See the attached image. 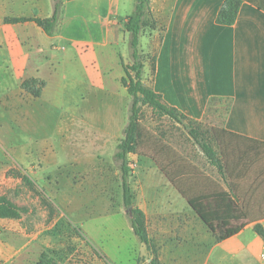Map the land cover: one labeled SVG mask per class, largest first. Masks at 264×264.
Segmentation results:
<instances>
[{"label":"crops","instance_id":"obj_1","mask_svg":"<svg viewBox=\"0 0 264 264\" xmlns=\"http://www.w3.org/2000/svg\"><path fill=\"white\" fill-rule=\"evenodd\" d=\"M151 2L158 22L167 10L165 30L154 48V71L148 80L144 63L142 82L168 106L199 122L208 119L215 101H226L221 126L212 127L231 133L232 142L264 144V0H241L230 26L216 24L224 0ZM134 5L135 0H62L58 27L48 36L33 22L5 20L49 18L52 0H0V139L14 156H24L28 177L60 215L90 211L83 199L91 171L112 165L127 125L130 97L121 84L120 58L126 65L124 24ZM154 37V32L142 36L140 44L144 40L146 48ZM111 73L117 75L109 77ZM27 79L46 83L41 96L22 88ZM138 141L132 160L139 173L153 174L139 175L142 187H152L153 203L178 204L190 218L247 215L250 222H229L228 230L236 232L215 246L216 263L264 264V242L253 231L256 223L264 228V161L257 168H238L242 208L216 176L192 159L188 174L178 175V151L169 138L144 129ZM11 169L0 163V182ZM178 180L188 184L184 198L175 189ZM145 192L143 188V196ZM139 209L143 211L141 205ZM115 215L125 217L114 212L87 218ZM124 220L126 237L144 253L146 246L134 235L129 216ZM109 225L107 242L114 230ZM0 226L6 234L0 232V264H36L47 242L44 230L2 220ZM89 232L93 237L100 228L90 225ZM131 252L130 260L137 264L135 249Z\"/></svg>","mask_w":264,"mask_h":264},{"label":"rangeland","instance_id":"obj_2","mask_svg":"<svg viewBox=\"0 0 264 264\" xmlns=\"http://www.w3.org/2000/svg\"><path fill=\"white\" fill-rule=\"evenodd\" d=\"M166 12L161 16L157 31H154V41L152 40L146 48H143L144 40L140 44L142 36L146 37L153 33L150 29H146L138 40V61L147 65L148 80L152 75L154 48L160 39L161 28L164 25L162 18L165 17ZM144 19L145 21L148 19L146 15ZM62 46L67 47V44ZM125 46L128 47V50L124 53V58L127 62L126 65L129 66L133 62L129 47V35L126 37ZM119 50L123 52V44H120ZM131 74L135 76L134 72ZM114 75L117 74L111 73L109 77ZM141 75L143 80V73ZM143 85L148 86L144 83ZM140 111V124L144 129L155 131L166 139L169 138L170 142L176 146L178 175L188 174V158H190L208 173L216 176L222 183L216 169L207 163L199 142L194 141L188 135L187 128L167 117H159L153 114L151 109L146 106L141 107ZM225 111L226 101H215L207 112L208 119L201 121L202 130H210L212 126H221ZM133 158L134 156L130 157L131 160ZM24 159L23 155L14 156L10 153L8 147L0 139V163L2 165L9 164L14 175L20 174V177L6 176L0 182V196H5L18 208L17 217L0 220L8 225L9 223L12 225L21 223L34 232L44 230L47 242L43 246L42 254L46 260H52L55 264H132L130 256L133 248L135 249L134 255L137 264H217L214 248L221 241L216 232L215 224L222 223V221L228 224L229 222L243 224L251 220L246 214V217L235 216L233 219L220 217L217 221H215L217 217L202 219L198 216V218H190L188 214L184 213V209L179 212L181 209H179L180 205L178 204L174 205L169 201L153 203L152 187H142V179H139V175L142 176L143 173L150 178L153 174L149 170L139 173L136 163L132 160L130 185L133 206L139 208L141 205L144 211L142 212L147 215L145 219L149 247L146 246L145 252L142 253L139 244L133 238L126 237L124 218L128 217V214L122 200L121 175L114 162L108 168H98L91 171L90 182L83 199V204L90 211L86 213L72 211L60 215V212L52 207L34 185L30 187L22 181L21 176L28 177L23 166ZM143 188L146 189L145 196L142 195ZM175 189L183 198L184 195H188V184L182 180H178ZM236 203L245 207L240 197ZM176 207L178 212L175 214L173 211ZM114 212L123 213L125 217L115 215L111 219L104 217L88 219V216L107 215ZM109 224H112L114 228L111 237L113 242L105 240L104 230ZM211 224L214 225L213 228ZM90 225L94 229L95 227L100 228V232H94L93 237H90ZM120 227H123V230H120ZM3 228L0 226V232L6 236ZM130 233L132 234V232Z\"/></svg>","mask_w":264,"mask_h":264},{"label":"trees","instance_id":"obj_3","mask_svg":"<svg viewBox=\"0 0 264 264\" xmlns=\"http://www.w3.org/2000/svg\"><path fill=\"white\" fill-rule=\"evenodd\" d=\"M240 5L241 0H224L217 13L216 24L223 26H230L234 24L238 16ZM52 6L53 12L49 18H17L6 19L5 22L15 24L30 21L35 23L46 35L51 36L59 24L62 0H52ZM145 15L148 18L146 21L144 19ZM158 24L159 22L153 14L150 0H135L134 10L132 14L127 17L124 24V31L129 35V47L131 49L133 62L128 66L125 65L123 60L120 58V64L124 72L121 84L124 88H126L130 97L128 122L123 131L122 138L118 139L116 143L112 155V160L118 166V170L121 175L123 205L125 208L129 206L132 207L131 216L129 217L132 231L138 240L147 247H149V239L146 233L145 215L139 208L133 206L130 185V179L132 177V160L130 157L137 153L140 142L138 140L144 131V128L140 124L141 107L146 106L151 109L153 114L159 117H167L187 128L188 135L194 141L199 142L200 149L207 163L216 169L220 180L229 190L236 202L239 201V197L237 195L238 168L244 165H250L251 167L257 168L259 166L258 164L263 163L264 161L263 143L254 141H249V143L232 142L231 137L233 135L219 127H211L210 130H202L203 124L201 122L195 121L184 115L176 108L168 106L163 102L159 94H156L149 86L143 85L141 74L143 73L144 63L138 61V40L140 35L146 29H150L152 32L157 31ZM161 30V32L165 30L164 25ZM152 62L153 72L155 67V58H153ZM132 72L135 73V76L131 74ZM45 85L46 83L44 81L38 79H27L21 84L24 90L36 97L41 96ZM7 174L20 177V174L14 175L11 170L8 171ZM21 178L26 185L30 187L34 185L28 177L21 176ZM17 216L18 208L5 196L1 195L0 219L15 218ZM204 218L208 219L212 217L209 215ZM215 225L220 241L232 236L236 232L235 230H228L229 224L225 223V221ZM213 226L214 225L211 224L212 228ZM253 231L264 242V228L260 223L254 224ZM36 264L55 263L52 260H46L42 254Z\"/></svg>","mask_w":264,"mask_h":264},{"label":"water","instance_id":"obj_4","mask_svg":"<svg viewBox=\"0 0 264 264\" xmlns=\"http://www.w3.org/2000/svg\"><path fill=\"white\" fill-rule=\"evenodd\" d=\"M131 209H132L131 206L126 208V213L128 214L129 217L131 216Z\"/></svg>","mask_w":264,"mask_h":264}]
</instances>
